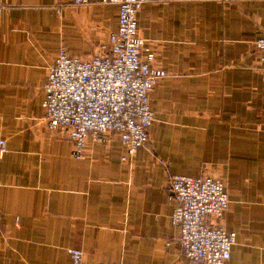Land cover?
<instances>
[{
    "label": "crops",
    "instance_id": "1",
    "mask_svg": "<svg viewBox=\"0 0 264 264\" xmlns=\"http://www.w3.org/2000/svg\"><path fill=\"white\" fill-rule=\"evenodd\" d=\"M0 0V264H187L169 176L223 181L226 264H264V83L254 41L264 1L150 0L138 33L166 72L150 93L148 142L126 156L117 135L84 159L48 130L47 68L60 48L91 59L117 30L100 0ZM211 220V219H210ZM212 221V220H211Z\"/></svg>",
    "mask_w": 264,
    "mask_h": 264
},
{
    "label": "built area",
    "instance_id": "2",
    "mask_svg": "<svg viewBox=\"0 0 264 264\" xmlns=\"http://www.w3.org/2000/svg\"><path fill=\"white\" fill-rule=\"evenodd\" d=\"M150 0H100L119 9L118 26L107 44L96 47L91 59L71 56L60 48L47 68L43 109L49 131L71 141L73 156L84 159L90 143L117 135L131 160L148 142L155 115L150 93L166 72L153 66L154 52L138 33L137 14ZM234 1V0H204ZM264 1V0H253ZM75 0L74 4H86ZM264 83V36L254 41ZM5 143L0 141V155ZM167 191L174 202L171 224L187 264H226L236 235L221 221L229 199L219 178L169 176ZM212 221H211V220ZM71 264H83L80 250L68 251Z\"/></svg>",
    "mask_w": 264,
    "mask_h": 264
}]
</instances>
